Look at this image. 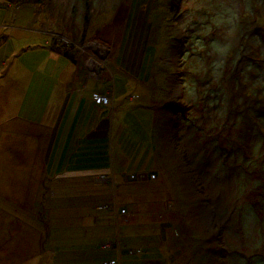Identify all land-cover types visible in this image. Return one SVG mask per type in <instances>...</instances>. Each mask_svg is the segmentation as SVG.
Returning <instances> with one entry per match:
<instances>
[{"label":"rangeland","instance_id":"374dc122","mask_svg":"<svg viewBox=\"0 0 264 264\" xmlns=\"http://www.w3.org/2000/svg\"><path fill=\"white\" fill-rule=\"evenodd\" d=\"M57 45L113 75L78 84L115 103L84 166L30 143L71 74ZM16 257L264 264V0H0V264Z\"/></svg>","mask_w":264,"mask_h":264},{"label":"crops","instance_id":"0c3cea01","mask_svg":"<svg viewBox=\"0 0 264 264\" xmlns=\"http://www.w3.org/2000/svg\"><path fill=\"white\" fill-rule=\"evenodd\" d=\"M57 47L59 46L57 45ZM50 52L53 58H59L63 56V53H65L64 50H58V48L57 51L53 50ZM69 57H71V55ZM69 57H65L67 59H70L72 63L71 74L68 80H63V81L57 80L59 82V83L57 82V84L61 85V89H62L61 93H57V96H59L61 101V105L58 110L62 111V105L63 106L67 105L68 106L67 112L66 114L61 116L60 113H58V110H54L52 108V112L54 111V114L51 113L49 117L45 116L43 118L42 121L44 122V124L40 126L41 127L40 132L35 136V138L34 137L30 138L33 140L30 143L33 142L34 149L36 153L40 155L41 160L42 158L46 160L49 157L50 161H53L55 160L57 153L60 152L66 154L65 155L66 161L71 162L73 159H75L77 160L76 164H78V161L82 160L84 163L81 166H84V164L87 165L88 163H90L89 161L91 158L90 155H88L87 150H85V148L82 147L84 143L87 142L86 140L89 139L92 133L98 131L97 128L99 126H102L101 125L102 122L107 120L108 118L106 115L107 111L104 107H111L112 105L114 106L115 103H114V99L112 100L109 94H101L100 92L95 90L92 91L91 93L92 94L91 99L90 98L88 99L85 96L84 92L82 93L81 91L78 90V84L82 80L89 78L95 81L107 83L112 79L113 75L106 66L102 67L97 64L96 67L91 69L90 67L88 68L85 65L81 64L82 61L79 58L72 57L71 59ZM56 77L57 75H55V78ZM93 94H101V95L109 96L112 100V105L111 106L96 105L92 101ZM71 98L72 100H74L73 103H70L72 102ZM54 104L57 103L53 101V105ZM88 105L91 107V109H93V113L92 111L89 113L87 112L86 108ZM58 122L59 125L56 126ZM111 128H113L111 130V134L113 135V131L115 129L114 124L111 126ZM58 147H59V151H58ZM53 153H55V156L53 155ZM63 158L64 157H61V159ZM60 175L61 174L58 172L55 174L56 178H58ZM84 177H85L84 173H71L65 175L66 179H79ZM146 177L147 176H144V178ZM102 180L104 179L97 178L98 182H103ZM141 180L143 181V179ZM22 230L23 228H20V230L17 233L14 232V236L20 235ZM107 244L111 245L109 249H113V247L116 248V246L115 245L113 246L112 243H106L105 245ZM42 254L43 253L38 255L42 256ZM46 255L49 254L46 252ZM16 260L24 262L23 264L27 262V260H20L17 257L14 261ZM117 262L121 264V262L119 261Z\"/></svg>","mask_w":264,"mask_h":264},{"label":"built area","instance_id":"2783aa9c","mask_svg":"<svg viewBox=\"0 0 264 264\" xmlns=\"http://www.w3.org/2000/svg\"><path fill=\"white\" fill-rule=\"evenodd\" d=\"M92 101L96 104V105H100V106H111L112 105V100L109 96H105V95H101V94H93L92 96ZM137 176L132 175L131 176V180H135ZM142 179H144V177H142ZM152 179H155V176H152ZM101 210H104L101 209ZM123 214H125L126 212L123 210L122 212ZM111 245L107 244L104 245L103 248L104 249H108L110 248ZM129 255L130 256H135V255H143L142 250L137 249V250H129ZM103 264H119L117 261L115 260H110V261H104ZM149 264V263H147Z\"/></svg>","mask_w":264,"mask_h":264},{"label":"trees","instance_id":"16d2710c","mask_svg":"<svg viewBox=\"0 0 264 264\" xmlns=\"http://www.w3.org/2000/svg\"><path fill=\"white\" fill-rule=\"evenodd\" d=\"M11 1H15V0H11ZM31 1H33V2H35V3H41L43 0H31ZM57 48H58V47H57ZM57 48H55L54 50L57 51ZM60 52H61V51H60ZM63 55H64L65 57H69V56H70L68 52L63 53ZM69 58L72 59V56L69 57ZM113 246H114V245H113ZM113 248H115V247H113ZM108 249H109V248H108Z\"/></svg>","mask_w":264,"mask_h":264}]
</instances>
